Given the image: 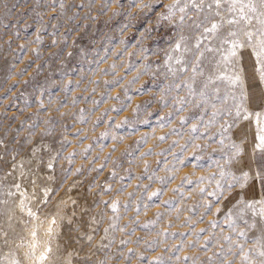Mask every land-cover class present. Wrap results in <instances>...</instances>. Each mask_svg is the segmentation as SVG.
<instances>
[{"label":"rangeland","instance_id":"obj_1","mask_svg":"<svg viewBox=\"0 0 264 264\" xmlns=\"http://www.w3.org/2000/svg\"><path fill=\"white\" fill-rule=\"evenodd\" d=\"M170 3L113 0L105 8L104 0H0V264H33L27 255L37 257L45 248L51 251L39 264H154L156 257L185 264L176 255L219 264L208 257L228 250L223 236L232 230L225 213L241 198H264V180L255 176L264 153L255 149L251 121L229 132L243 149L230 170L239 176L251 169L248 181L226 188L219 203L208 195L215 181L181 183L185 176L212 173L219 179L216 162L223 165L224 152L231 155V141L225 140L224 152L212 151L221 148L219 136L207 140L219 128L206 126L213 109L190 103L177 111V98L187 89L168 90L186 78L173 77L165 65L179 35L160 19ZM241 56L247 85L259 94L264 85L253 83L250 54ZM219 86L223 92L225 85ZM205 143L208 148L196 149ZM113 145L116 151L105 159ZM193 152L201 159L194 161ZM112 200L119 201L116 213ZM208 202L212 211L206 213ZM54 215L56 226L47 236ZM201 228L207 230L196 240ZM257 235L259 227L249 232ZM209 237L214 239L205 251ZM223 259L241 264L238 256Z\"/></svg>","mask_w":264,"mask_h":264},{"label":"snow or ice","instance_id":"obj_2","mask_svg":"<svg viewBox=\"0 0 264 264\" xmlns=\"http://www.w3.org/2000/svg\"><path fill=\"white\" fill-rule=\"evenodd\" d=\"M115 2L119 3L120 0H115ZM111 3L113 0H104V7L106 8ZM60 6L63 7V4L61 3ZM164 7L165 12L160 14V19L168 21L179 34L171 53L167 56L165 65L173 77L186 76L185 79L169 85L168 88L169 91L175 88L177 92L187 89L185 96L177 98V102L180 104L177 111H183L184 107L190 103L195 108L213 109L206 126L211 127L219 123V128L212 136H207V140L215 142V137L219 136L218 143L221 145L220 149H213V152L218 150L224 152L225 140L231 141L229 132L238 122L251 121L255 125V149L264 153V88H261L259 94L250 90L246 82L241 56L242 51L249 52L253 65V83L264 85V0H172V3ZM117 14V12L113 13V15ZM37 40H39V36ZM206 62L212 68V71L208 73L205 72ZM113 67L115 66L113 65ZM220 84L225 85L223 92ZM116 98L119 99V97ZM201 122H203L202 118ZM125 123H127L126 120ZM197 130L198 125H193L192 131L196 132ZM77 135H79V130ZM102 135L107 136V133ZM205 136L206 133L201 134V138ZM159 139L165 140L166 135L160 136ZM208 146L205 143L197 144L195 147L203 151ZM186 147L187 144L184 148L186 149ZM227 147L231 149V155L224 152L225 163L220 165L216 162L219 179H217V173H212L209 176L196 177L195 180L185 176L181 183L192 185L207 181L211 184L215 181V188L208 195L215 197V202L219 203L226 188H232L240 181H248L252 177L251 169L249 171L241 170L239 176L234 175L230 170L233 163L238 162L243 149L234 141H231ZM115 151L116 145H113L109 156L105 159L110 158L111 153ZM192 159L198 161L201 157L197 152H193ZM48 167L51 168L52 165L49 164ZM103 167L104 165H101V168ZM255 176L264 180V161L258 162ZM15 187L19 190L20 185L16 184ZM104 191H111V187L109 186ZM206 191L205 187L199 188L201 195ZM152 195L156 196L158 193ZM102 203L109 206L108 201H102ZM23 205L24 202L21 200V206L23 207ZM238 206L239 210L234 212ZM110 208L113 213H116L119 201L112 200ZM28 211L29 215H35L31 209ZM205 211L206 213L212 211V202L205 205ZM216 212L219 213L220 209L217 208ZM246 216H249V219H246ZM225 220L227 227L232 230L231 234L223 236V240L228 244V250L226 252L221 247L219 252L213 253V256L208 257V260L212 262L214 258H218L219 264H224L223 257L231 255L238 256L241 264H264V198L247 202L241 198L236 205H233V208L225 213ZM209 223L214 228L218 226V221L213 220ZM240 223L244 225L243 228L238 227ZM258 227L259 235L249 236V232ZM206 230L201 228L196 233V240ZM105 231L107 232V229ZM232 235L237 237L235 241L232 240ZM88 239L91 240L92 237H88ZM213 239L214 237H209L205 240L201 246L202 249L207 251ZM249 240L253 243L252 247H247ZM130 242L121 240L122 245H127ZM189 243L190 246H196L195 240ZM174 250L178 252L179 246H174ZM47 251H51V249L49 248ZM132 251L129 249V252ZM46 258L45 253L39 257L41 261ZM197 259L198 257L195 256L176 255V260H183L185 264L189 260L195 264ZM13 264H18V262L14 261ZM101 264H106V261ZM154 264H165V260L163 257H156ZM167 264H171V259L167 261ZM228 264H235V262L234 260L229 261Z\"/></svg>","mask_w":264,"mask_h":264},{"label":"bare ground","instance_id":"obj_3","mask_svg":"<svg viewBox=\"0 0 264 264\" xmlns=\"http://www.w3.org/2000/svg\"><path fill=\"white\" fill-rule=\"evenodd\" d=\"M63 205V204H62ZM61 208V207H60ZM36 217V216H35ZM58 217L57 216H51V218H49L48 220H47V226H48V230H47V236L48 235H50V234H52V232H53V230H54V228H55V219H57ZM54 221V222H53ZM57 222V221H56ZM51 237V236H50ZM49 238V237H48ZM46 241H47V239H46ZM36 242V241H35ZM34 242V243H35ZM34 243H33V245H34ZM47 247V246H46ZM48 247H49V245H48ZM33 249V248H32ZM48 249V248H47ZM47 250H46V248L44 249V250H42V252L41 253H38V255H36L37 257H35V256H32V255H27L28 254V252H27V259L29 260V262L30 263H33V264H39V263H41L42 261L39 259V257H40V255L42 254V253H45V254H47V252H46Z\"/></svg>","mask_w":264,"mask_h":264}]
</instances>
